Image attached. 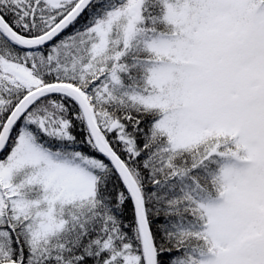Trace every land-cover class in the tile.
Listing matches in <instances>:
<instances>
[{
	"label": "snow or ice",
	"instance_id": "1",
	"mask_svg": "<svg viewBox=\"0 0 264 264\" xmlns=\"http://www.w3.org/2000/svg\"><path fill=\"white\" fill-rule=\"evenodd\" d=\"M0 264H264V0H0Z\"/></svg>",
	"mask_w": 264,
	"mask_h": 264
}]
</instances>
